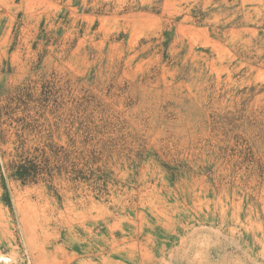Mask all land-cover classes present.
Instances as JSON below:
<instances>
[{
  "label": "rangeland",
  "instance_id": "obj_1",
  "mask_svg": "<svg viewBox=\"0 0 264 264\" xmlns=\"http://www.w3.org/2000/svg\"><path fill=\"white\" fill-rule=\"evenodd\" d=\"M0 264H264V0H0Z\"/></svg>",
  "mask_w": 264,
  "mask_h": 264
},
{
  "label": "trees",
  "instance_id": "obj_2",
  "mask_svg": "<svg viewBox=\"0 0 264 264\" xmlns=\"http://www.w3.org/2000/svg\"><path fill=\"white\" fill-rule=\"evenodd\" d=\"M46 164H48L47 160L38 162L35 157L33 159L25 158L18 162L10 161L7 166L11 169L12 176L25 182L35 180L39 174L43 173Z\"/></svg>",
  "mask_w": 264,
  "mask_h": 264
}]
</instances>
